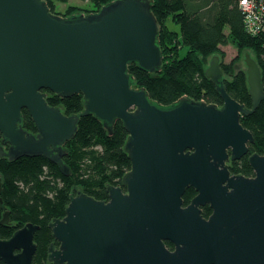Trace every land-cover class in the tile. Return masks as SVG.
<instances>
[{"label":"water","instance_id":"95a60500","mask_svg":"<svg viewBox=\"0 0 264 264\" xmlns=\"http://www.w3.org/2000/svg\"><path fill=\"white\" fill-rule=\"evenodd\" d=\"M151 7L152 0H114L65 18L43 0H0V137L8 146L0 145V158L42 157L67 177L64 145L80 117L92 115L108 135L120 121L128 134L125 191L107 186L106 202L80 191L71 196L64 217L48 225L59 244L47 249L51 264H264V154L248 157L252 177L232 175L228 165L253 143L240 118L264 100L259 67L244 54L251 109L225 91L219 56L205 76L221 107L187 96L157 105L144 88H132L128 73L132 63L160 71V25ZM43 91L61 99L80 94L83 111L65 116ZM22 110L36 133L23 129ZM187 188L196 195L183 206ZM204 206L211 209L207 219ZM38 230L26 224L0 240V264H32Z\"/></svg>","mask_w":264,"mask_h":264},{"label":"trees","instance_id":"16d2710c","mask_svg":"<svg viewBox=\"0 0 264 264\" xmlns=\"http://www.w3.org/2000/svg\"><path fill=\"white\" fill-rule=\"evenodd\" d=\"M43 1L52 14L65 18L81 15L72 6L64 14L56 13L55 4H66L68 0ZM81 1L93 7L87 15L98 12L114 0ZM151 12L160 25L161 68L158 73H149L134 63L129 64L132 88H144L150 100L162 107L174 104L183 96L191 101L221 107L222 100L215 85L205 76L208 60L221 56L219 61L225 91L237 103L251 109L245 70L237 68L236 64L244 52L251 53L259 67L264 87V40L245 32L237 0H152ZM174 26H178V30ZM228 44L236 48L237 55L224 62L220 47ZM183 49L186 51L181 55ZM43 92L47 104L59 108L65 116L83 111L80 94L61 99L49 91ZM21 113L23 129L36 133L28 113L25 110ZM240 123L251 133L253 143L248 145L246 156L228 164L229 171L232 175L252 177L248 157L264 154V100L254 112L242 116ZM127 137L120 121L114 124L112 134L108 135L102 123L92 115L80 117L74 137L64 145L66 154L63 163L71 171L67 177L42 157H23L14 161L0 158V179L3 183L0 219L5 211L9 212L8 224L0 226V240L9 239L26 224L36 225L39 227L34 234L37 250L32 264H51L46 257L53 238L47 225L64 217L69 197L78 189L100 201L107 199V186H121L122 177L131 169V162L124 152ZM195 195L192 188H187L182 197L183 206H187ZM210 213L208 206L202 207L204 218Z\"/></svg>","mask_w":264,"mask_h":264},{"label":"built area","instance_id":"2783aa9c","mask_svg":"<svg viewBox=\"0 0 264 264\" xmlns=\"http://www.w3.org/2000/svg\"><path fill=\"white\" fill-rule=\"evenodd\" d=\"M237 1L245 32L252 37H261L264 40V0Z\"/></svg>","mask_w":264,"mask_h":264},{"label":"rangeland","instance_id":"374dc122","mask_svg":"<svg viewBox=\"0 0 264 264\" xmlns=\"http://www.w3.org/2000/svg\"><path fill=\"white\" fill-rule=\"evenodd\" d=\"M75 7L78 9V13H81L82 15H86V13L88 11H91L93 9L92 5L88 2H83L81 0H68V3L66 4H61V3H56L55 4V11L56 13H60V14H64L66 9L69 7ZM175 30H178V26H174ZM221 52L224 54V62H229L231 61L236 55H237V50L236 48L232 45V44H228L227 46L224 47H220ZM186 49H183L181 51V55H183L185 53ZM249 53V52H246ZM244 54L245 52L240 56V61L236 64V67L239 69H246V66L244 64ZM250 55H252L251 53H249ZM220 59L221 56H219ZM253 58V55H252ZM210 61V59L208 60V62ZM79 191H81L80 189H78Z\"/></svg>","mask_w":264,"mask_h":264},{"label":"flooded vegetation","instance_id":"af4514ba","mask_svg":"<svg viewBox=\"0 0 264 264\" xmlns=\"http://www.w3.org/2000/svg\"><path fill=\"white\" fill-rule=\"evenodd\" d=\"M54 108H55V107H54ZM1 141H2V139H1V137H0V145H1ZM1 146H2V145H1ZM2 147H3L4 151H7V148H8L7 145H3ZM118 187H120L123 191H125V189L122 187V185H121V186H118ZM77 192H78V191H77ZM77 192H76V193H77ZM76 193H75L74 195H71V196H75ZM71 196H70V197H71ZM70 197H69V199H70ZM106 201H108V195H107V199H105V200H100L99 202H106ZM208 208H209V206H208ZM209 209H210V208H209ZM210 210H211V209H210ZM201 211H202V208H201ZM210 214H211V213H210ZM202 216H203V214H202ZM208 217H209V216H208ZM208 217H207V218H208ZM207 218H206V219H207ZM54 220H57V219H54ZM54 220H52V221H54ZM52 221H51V222H52ZM51 222H50V223H51ZM50 223H49V224H50ZM49 224H48V225H49ZM32 225H33V224H32ZM48 225H47V226H48ZM34 226H36V225H34ZM48 229H49V228H48ZM51 244L54 245L55 249H57V248L59 247V244L56 243L54 240L52 241ZM168 244H169L170 246H168ZM165 245H166V247H167L170 251H172V250L174 249V248H173V245H172L171 243H169V242H165ZM48 248H49V247H48Z\"/></svg>","mask_w":264,"mask_h":264}]
</instances>
